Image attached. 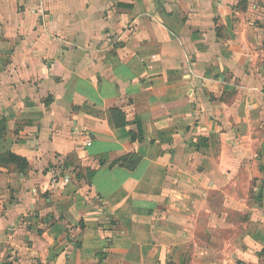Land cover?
<instances>
[{
	"label": "crops",
	"instance_id": "0c3cea01",
	"mask_svg": "<svg viewBox=\"0 0 264 264\" xmlns=\"http://www.w3.org/2000/svg\"><path fill=\"white\" fill-rule=\"evenodd\" d=\"M263 247L264 0H0V264Z\"/></svg>",
	"mask_w": 264,
	"mask_h": 264
},
{
	"label": "trees",
	"instance_id": "16d2710c",
	"mask_svg": "<svg viewBox=\"0 0 264 264\" xmlns=\"http://www.w3.org/2000/svg\"><path fill=\"white\" fill-rule=\"evenodd\" d=\"M9 159H11L12 161L16 162L19 166V168L21 169H24L26 166H25V159L21 158V157H18L16 155H13V154H7ZM260 254L264 257V247L262 248Z\"/></svg>",
	"mask_w": 264,
	"mask_h": 264
},
{
	"label": "built area",
	"instance_id": "2783aa9c",
	"mask_svg": "<svg viewBox=\"0 0 264 264\" xmlns=\"http://www.w3.org/2000/svg\"><path fill=\"white\" fill-rule=\"evenodd\" d=\"M58 180H63L64 182H68L69 181V177L68 176H64V177H59V175H55L52 179V181L55 183V182H58Z\"/></svg>",
	"mask_w": 264,
	"mask_h": 264
}]
</instances>
